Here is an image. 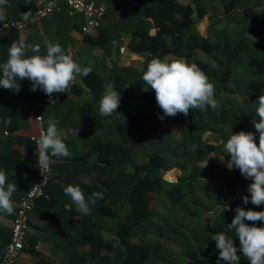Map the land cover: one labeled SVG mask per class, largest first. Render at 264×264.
<instances>
[{"label": "trees", "instance_id": "trees-1", "mask_svg": "<svg viewBox=\"0 0 264 264\" xmlns=\"http://www.w3.org/2000/svg\"><path fill=\"white\" fill-rule=\"evenodd\" d=\"M41 2L8 0L4 9L6 20L31 12ZM134 2L130 10H111L98 29L85 34V39L99 45L103 53L94 57L95 65L90 66L89 75H79L86 85L78 84L77 80L73 89L90 91L95 115L106 83L111 82L120 92L121 102L117 112L101 115L98 123L105 135L96 137L90 149L79 156L84 158L85 171L74 177L83 183L86 199L94 192L102 193L103 199L90 205L89 215L78 212L73 202L57 204L60 214L80 219L79 238L71 241L66 254L54 258L52 264H218L220 250L210 234L220 231L234 238L240 264H250L239 248L235 229L229 231L227 226L238 206L264 211V203L256 206L249 199L245 205L243 196H251L247 189L252 180L245 178L239 169L229 170L218 166V162L220 156L226 155L223 144L228 138L222 131L226 120L236 131L249 126L259 140L253 123L258 117L252 108L258 106L255 102L264 93V0H220L219 9L211 12L212 0ZM69 14L65 8L52 16L65 18ZM80 23L75 19L74 26L77 28ZM20 40L17 30L0 33V63L6 62L11 43ZM59 45L66 53L70 52L65 49V40ZM126 46L145 53L146 59L120 66L117 59L121 48ZM40 53L44 54L43 49ZM153 57L197 64L214 84L216 109L208 107L204 112L190 109L187 116L178 113L161 120L163 111L156 103V94L144 89L148 85L142 79ZM18 82L21 85L18 94L0 87L3 128L9 127L4 121L11 116L15 101L46 95L39 88L31 91L27 78ZM53 94L58 100L59 93ZM169 118L176 123V132L163 127ZM148 135L160 149L144 152V160L136 162L137 148ZM93 154L98 156L97 161L90 159ZM228 159L230 155L225 156V161ZM172 161L180 173L176 181L164 178L167 164ZM218 183L227 188L225 198L214 199L210 195L212 186ZM200 189H204V196L209 191V199L201 202L196 196ZM184 201L205 210L204 222L199 226L182 220L171 223L176 220L178 203ZM51 202L52 199H40L36 205L45 207ZM256 224L264 227V221ZM151 228L155 231L150 232Z\"/></svg>", "mask_w": 264, "mask_h": 264}, {"label": "clouds", "instance_id": "clouds-1", "mask_svg": "<svg viewBox=\"0 0 264 264\" xmlns=\"http://www.w3.org/2000/svg\"><path fill=\"white\" fill-rule=\"evenodd\" d=\"M32 0H26L31 3ZM8 0H0V22L6 19L5 7ZM29 14L24 19L29 18ZM46 54H41L39 44H26L23 40L12 42L8 49L6 62L0 63V87L14 90L17 94L21 89L18 81L29 79L31 91L38 88L51 97L53 93L68 92L71 82L77 75L87 76L92 71L90 66L79 65L71 53H66L59 43L46 41ZM31 53V54H29ZM143 81L148 85L145 90L151 89L156 94V103L163 111L159 118L163 120L167 116H175L178 113L188 115L189 110L207 111L217 107L214 84L209 81L206 73L195 63L189 64L183 59H161L153 57L147 63V70L143 71ZM121 102L120 92L115 90L113 84L104 85V92L99 101L101 115L110 116L117 112ZM255 114L258 119L253 120L256 132L259 133L257 144L255 133L250 131L231 132L223 150L230 159L225 161V156H220L221 162L226 163L229 170L237 168L241 174L252 183L248 186L251 194L243 196L244 204L249 203L259 206L264 203V93L255 102ZM39 118V117H37ZM5 125L11 124V119L4 121ZM71 135H78V131L61 129L55 121H47L46 131L42 130L35 139L38 153V167L45 174L50 171L52 158L68 157L70 155L66 140ZM17 185L9 183L4 170H0V212L13 214L14 207L11 197L16 191ZM64 193L75 204L76 210L83 215H89L91 206L103 199L100 192L92 193L87 199L80 186L68 185ZM236 215L231 224L227 226L229 231L235 229V237L239 238V248L250 264H264V227L257 226V221H264V211L246 209L238 206ZM252 222V223H249ZM216 241L219 249V261H227L230 264H240L237 246L234 238L228 237L224 231L210 234Z\"/></svg>", "mask_w": 264, "mask_h": 264}, {"label": "crops", "instance_id": "crops-1", "mask_svg": "<svg viewBox=\"0 0 264 264\" xmlns=\"http://www.w3.org/2000/svg\"><path fill=\"white\" fill-rule=\"evenodd\" d=\"M92 1L105 3L107 13L113 9L130 10L135 5L134 0ZM75 19L81 22L77 28L74 26ZM83 23L82 17L78 15L69 14L65 18L50 16L19 32L20 39L26 44H39L44 54L46 41L61 43L65 40V49L70 51L73 59L82 67H92L95 65L94 57L100 56L103 49L85 39ZM142 55L146 57L145 53L135 52L126 46L123 52L120 51L118 64L129 66L135 61H144ZM77 80L78 84L86 85L81 82L79 75L76 76L75 84ZM48 98L44 95L39 99L17 100L11 108L9 127L3 128L0 121V170L5 171L9 183L17 185L11 197L13 214L0 212V255L11 239V222L16 215L18 204L36 180L37 152L31 140V135L37 131L36 115L41 114L44 117L46 128L47 121L51 119L57 123L58 128L78 131V135L69 134L66 140L70 155L52 158V181L48 187L50 197L47 199H52L51 205L38 208V200L36 201L31 214L27 245L16 264H52L54 258L66 254L71 241L79 238L77 224L80 219H69L67 215L60 214L57 204L72 202L64 193V188L68 185L80 186L85 193L83 183L74 179L85 171L84 158L79 156L90 149L96 137L102 138L105 135V130L98 123L101 119L100 111L95 115L93 96L88 89L74 90L72 87L68 92L59 93L54 104ZM90 157L91 160H98L97 155Z\"/></svg>", "mask_w": 264, "mask_h": 264}, {"label": "built area", "instance_id": "built-area-1", "mask_svg": "<svg viewBox=\"0 0 264 264\" xmlns=\"http://www.w3.org/2000/svg\"><path fill=\"white\" fill-rule=\"evenodd\" d=\"M68 9L70 14L80 15L83 19V33L90 34L98 29L107 14V5L102 2L92 0H43L40 5L32 10L27 20L24 15L18 18H11L0 22V33L17 30L23 32L28 26L40 22L41 20L52 16L53 14ZM125 47L121 48L123 52ZM76 79V78H75ZM75 80L70 83L68 90H71ZM51 103L57 100V96L52 94L48 98ZM39 117V118H37ZM37 131L31 135V140L35 144V139L39 137L42 130L46 131L44 117L41 114L36 115ZM36 148L37 145L35 144ZM37 152V151H36ZM37 176L34 184L26 191L21 198L16 215L11 222V239L0 255V264H16L21 253L27 245V239L30 229L31 214L35 207V203L40 199H48L50 193L48 191L49 184L52 180L53 164L50 165V171L45 174L38 167V153H36Z\"/></svg>", "mask_w": 264, "mask_h": 264}, {"label": "rangeland", "instance_id": "rangeland-1", "mask_svg": "<svg viewBox=\"0 0 264 264\" xmlns=\"http://www.w3.org/2000/svg\"><path fill=\"white\" fill-rule=\"evenodd\" d=\"M181 1L184 3L187 2V0H181ZM212 2H213L211 4L212 6L209 7V12H211L212 10H215V9H219L218 4H219L220 0H212ZM134 3H136V2H134ZM215 5H218V6L216 7ZM212 39H215L214 35L212 36ZM141 57H144V59H146L145 55H142ZM138 59H136V60H138ZM138 66L140 67V64ZM244 68H248V66H244ZM238 72H241V71H238ZM220 102H221V100H220ZM256 107L257 106H254L252 109L255 110ZM170 118L168 119V124L166 123L163 127L167 128L166 126H168L171 131L176 132L178 130V128H176V123L174 125V120L170 119ZM229 118L231 121L234 120V117L230 116ZM246 121H249V118H246ZM226 122L227 123H225V125L222 127V131L226 132V139L228 138V135L231 132V130H233V132H239L241 130H243V131H249L250 130L249 126H244L242 128L237 129V131H236L235 128L232 125H230L231 124L230 121L226 120ZM257 137H259V133L257 134ZM256 142L258 144L259 140H256ZM176 145L177 144H174V146H176ZM159 149H160V146H157L152 141V136L148 135V137L145 140L143 139L142 146L140 145L137 148V151L135 153L136 162H141L144 160V158L142 156V155H144V152L152 153L154 151H158ZM218 163H219L218 166H220V167L226 166V163L221 162V160ZM199 164H200L199 166L201 167V169H203L204 164L202 163V160L199 161ZM167 165H168V168H167V172H164V178L168 179V180L176 181L178 179V177L180 176V173L175 169V163L172 161V162H168ZM188 166H189V168H191L192 164L189 163ZM220 170H222V168H220ZM226 191H227V188L225 187V185L223 183H218V184L212 186V188L210 190V192H211L210 195L214 199L219 198V197L225 198V196L227 195ZM204 195H205L204 189H200L199 192L196 194V196L201 200V202L205 201L206 199H209V191L207 192L206 196H204ZM199 207H201V206H199ZM214 211L215 210L212 209L211 213H214ZM175 212H176L177 216H176V220L171 221L172 224L174 222L176 224V223L180 222V220H182V222H187V223H190L191 225H194V227H197V226H199V224L204 222L205 210L203 211V210L199 209L195 205L190 204L188 201L187 202L184 201L181 204L178 203V207L175 209ZM161 213H163V212H161ZM164 213H166V212H164ZM194 216H196V217H194ZM154 231L155 230L153 228L150 229V232H154ZM168 244L171 246H175V247L179 248V246L175 245L174 243H168Z\"/></svg>", "mask_w": 264, "mask_h": 264}]
</instances>
